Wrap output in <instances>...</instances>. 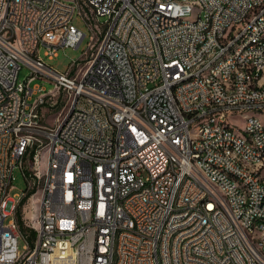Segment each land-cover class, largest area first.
Listing matches in <instances>:
<instances>
[{"label":"built area","instance_id":"built-area-1","mask_svg":"<svg viewBox=\"0 0 264 264\" xmlns=\"http://www.w3.org/2000/svg\"><path fill=\"white\" fill-rule=\"evenodd\" d=\"M76 16L92 41L60 73L44 57L78 47ZM23 65L31 74L15 84ZM261 65L264 0H0V264H264V183L227 153L264 165ZM246 111L256 121L238 141L232 118ZM18 168L27 187L13 194ZM192 194L206 203L184 212Z\"/></svg>","mask_w":264,"mask_h":264},{"label":"bare ground","instance_id":"bare-ground-1","mask_svg":"<svg viewBox=\"0 0 264 264\" xmlns=\"http://www.w3.org/2000/svg\"><path fill=\"white\" fill-rule=\"evenodd\" d=\"M186 3H193V0H186ZM199 19V7H192V11L189 12V20ZM239 51V44H230L229 54H236ZM223 64V57H216L214 59V66H221ZM85 66H78L77 75H84ZM260 76H264V65H261ZM231 82H238V75H231ZM15 84H22V81L15 77ZM251 112L253 111H246ZM256 113L249 117L245 123L255 122ZM260 126H264V115L261 116ZM230 136H236L238 141H248L250 140V133L247 132V124H245L244 129H240L236 126L230 127ZM227 153L232 161L235 162L237 168H245L248 171L254 172L255 182L264 183V165L262 161H254L251 156L243 155L241 151L237 150L236 146H227ZM220 176H234V169L227 168L226 166H219ZM234 187L241 193L243 198H250V184L244 177H236L234 180ZM40 190L43 192V182H35L32 188V198H29L30 205V217L32 220H39V210L35 209V196ZM41 197V196H40ZM197 203H206V196H199V194H192V196L185 199L184 212H193L194 207ZM0 204H2V194H0ZM111 263H118L120 259V251L118 249H111L110 251Z\"/></svg>","mask_w":264,"mask_h":264},{"label":"rangeland","instance_id":"rangeland-1","mask_svg":"<svg viewBox=\"0 0 264 264\" xmlns=\"http://www.w3.org/2000/svg\"><path fill=\"white\" fill-rule=\"evenodd\" d=\"M73 23L85 35L81 43L78 45V47L59 48L57 50V56H55L52 59H48L44 57V51H45L44 47L40 49V54L44 57L45 63L49 67H51L53 70H56L57 72H60V73H65L69 71L71 64L74 62L82 63L83 59L86 57V54L88 53V48L92 41L91 30L88 28V26L83 22V20L79 16L75 17ZM100 39H101L100 36L98 37V39L97 38L95 39L96 41L95 47L98 45V42ZM30 74H31V69L27 67L26 65H23L19 72L18 79L20 81H24ZM41 84H42L41 79H34L29 83V87L33 88L36 85H41ZM43 85H44L45 90L47 91L53 88L52 84L48 82L44 83ZM37 97H38V93L32 95L28 103L29 104L33 103ZM43 111L45 115V123L52 124L56 116L53 114V112H50V110H48L47 108H43ZM251 116H253V113L246 112L245 115L241 116V120H239V118H232V125L240 129H244L246 120ZM12 185H13V189H12L13 194L20 193L21 191L25 190L27 187L26 179L24 178L19 168L14 171V180L12 182ZM40 196H41V193L39 190L34 199L35 209H37V200H40ZM23 244L24 242L22 241V239H19L18 246L20 250H22Z\"/></svg>","mask_w":264,"mask_h":264},{"label":"trees","instance_id":"trees-1","mask_svg":"<svg viewBox=\"0 0 264 264\" xmlns=\"http://www.w3.org/2000/svg\"><path fill=\"white\" fill-rule=\"evenodd\" d=\"M20 229L23 232L28 233L30 239H33L35 237L36 234L35 230L25 227L23 222H20Z\"/></svg>","mask_w":264,"mask_h":264}]
</instances>
